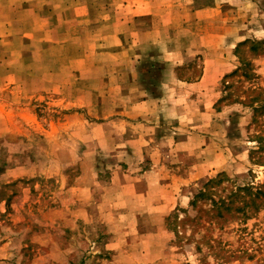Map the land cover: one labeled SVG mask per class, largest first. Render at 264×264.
I'll use <instances>...</instances> for the list:
<instances>
[{
    "label": "rangeland",
    "instance_id": "374dc122",
    "mask_svg": "<svg viewBox=\"0 0 264 264\" xmlns=\"http://www.w3.org/2000/svg\"><path fill=\"white\" fill-rule=\"evenodd\" d=\"M248 3L232 53L176 68L196 80L207 61L209 87L157 89L178 98L176 138L209 143L150 149V196L131 199L112 165L128 133V0H0V264H264V0ZM149 50L134 69L154 77L166 60Z\"/></svg>",
    "mask_w": 264,
    "mask_h": 264
},
{
    "label": "crops",
    "instance_id": "0c3cea01",
    "mask_svg": "<svg viewBox=\"0 0 264 264\" xmlns=\"http://www.w3.org/2000/svg\"><path fill=\"white\" fill-rule=\"evenodd\" d=\"M247 1L249 0H245ZM242 2L243 0H128V110L125 111L128 133H118V158L112 164L119 168L113 175L115 189L128 195V198L150 196L149 190L145 188L150 177L140 171L150 149L178 151L184 143L197 136L209 143L207 136L192 133L195 131L191 129L184 137L176 138L178 132L174 127L180 116L179 108L175 106L178 98L170 93L164 95L157 89L183 84L192 93L201 94L203 87L211 85L208 82L213 69L208 66L207 61L196 80L178 77L176 68L186 64L189 56L198 53L205 56L232 53L237 42L249 37L248 33L241 32L238 25ZM144 39L153 41L146 45L145 41L142 42ZM214 39L217 40L215 46ZM147 49H150L148 52L151 56L161 55L166 60L159 69L160 74L154 77L150 73L134 69L137 60ZM231 65L227 61L223 62L220 65L223 67L220 75L230 71ZM217 70L219 71V66ZM150 79H158L157 82H151L157 88H150ZM192 95L190 94V98ZM167 127L168 130L165 131ZM159 129L162 131L158 133ZM170 156L173 160L174 153H170Z\"/></svg>",
    "mask_w": 264,
    "mask_h": 264
},
{
    "label": "trees",
    "instance_id": "16d2710c",
    "mask_svg": "<svg viewBox=\"0 0 264 264\" xmlns=\"http://www.w3.org/2000/svg\"><path fill=\"white\" fill-rule=\"evenodd\" d=\"M214 180L215 179H209L208 181H207V183H206V186H208L210 183H213L214 182ZM207 190H201L199 193H197L196 195H195V197H194V199L192 200V203L195 205L196 203H197V200L199 199V198H203V197H205L206 196V194H207V192H206ZM214 202H217V200H213ZM223 201V200H222ZM224 202V201H223ZM221 204H223V203H219V204H217L218 206H220Z\"/></svg>",
    "mask_w": 264,
    "mask_h": 264
}]
</instances>
